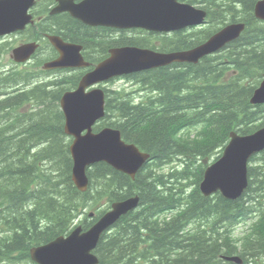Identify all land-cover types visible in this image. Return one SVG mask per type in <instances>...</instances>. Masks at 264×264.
<instances>
[{"label": "trees", "instance_id": "1", "mask_svg": "<svg viewBox=\"0 0 264 264\" xmlns=\"http://www.w3.org/2000/svg\"><path fill=\"white\" fill-rule=\"evenodd\" d=\"M187 1L204 5L212 23L208 30L170 35L132 30L116 38L112 29L91 28L69 14L49 16L55 0H40L34 12L44 16L42 31L83 44L94 64L112 47L184 51L227 23L245 22L247 28L222 54L198 64L127 76L145 91L138 101L125 90L105 89L106 116L94 130L116 128L125 141L150 154L135 180L101 162L88 170L86 192L73 182L60 100L77 88L83 71L60 70L72 77L27 86L19 94L14 90L17 95L0 104V264H35L33 247L70 234L80 215L88 230L114 202L133 196H139V208L102 236L95 251L100 264H234L223 257L236 254L244 264H264V152L251 158L249 186L241 198L205 197L199 188L204 161L220 157L232 130L249 135L264 127V105L250 103L264 78V22L254 14L259 0ZM33 76L19 73L0 84L12 87L16 80L19 86ZM29 102V112H12ZM169 165L168 174L161 171ZM191 185L195 188L187 194ZM88 210L97 216L90 219ZM242 224L248 229L239 239L235 230Z\"/></svg>", "mask_w": 264, "mask_h": 264}, {"label": "water", "instance_id": "2", "mask_svg": "<svg viewBox=\"0 0 264 264\" xmlns=\"http://www.w3.org/2000/svg\"><path fill=\"white\" fill-rule=\"evenodd\" d=\"M36 0H0V35L23 30L31 22L29 10ZM51 14L69 13L73 18L91 27L117 29L142 28L148 31L169 33L205 22L207 12L178 0H57ZM256 18L264 21V0L255 8ZM246 28L245 23H233L213 35L206 43L188 51L160 53L139 47L112 48L110 57L85 75L78 88L66 93L61 100L65 116V131L75 138L71 146L74 158L73 182L85 192L89 186L88 167L105 162L115 170L135 178L150 155L143 153L123 140L120 130L106 127L93 132L94 125L105 116L106 94L103 89L86 90L111 78L166 67L174 63H199L204 57L216 53L229 43L238 40ZM60 58L46 64L48 69L88 67L78 44L50 36ZM37 45L27 44L15 50L18 62L27 61ZM253 105L264 104V80L251 99ZM86 132V134H83ZM231 140L222 157L209 166L201 183L206 197L216 192L230 200L239 199L248 187V163L252 156L264 151V127L251 135L231 133ZM139 196L125 202H115L89 230L79 226L68 237H59L51 243L31 249V259L37 264H100L94 253L103 234L121 217L134 211ZM92 216V215H91ZM229 261L241 264L240 257Z\"/></svg>", "mask_w": 264, "mask_h": 264}, {"label": "rangeland", "instance_id": "3", "mask_svg": "<svg viewBox=\"0 0 264 264\" xmlns=\"http://www.w3.org/2000/svg\"><path fill=\"white\" fill-rule=\"evenodd\" d=\"M197 6H203V4H196ZM239 11H240V8H239ZM240 13V12H239ZM241 14V13H240ZM239 14V15H240ZM206 28V30H208V28H209V25L207 24V25H205V26H203V27H199L198 29H200V28ZM135 36H138V35H135ZM5 71H4V69H0V79H2V78H8V80H11V79H14V78H16V75H14V74H12V73H9V72H7V73H4ZM4 73V74H3ZM65 73H57V74H55L56 76H59V75H64ZM67 77L68 78V75H64V77ZM64 77H62V78H64ZM65 77V78H66ZM49 81H50V79H53L52 77H50V78H47ZM36 79H34V80H31V82H28V83H26V84H21V85H19V86H15V82H16V80L14 81L13 80V86L15 87V88H13V90H15V89H20V90H26V88H27V86H32L34 83V81H35ZM67 81V80H66ZM108 88H110V89H113V90H117V89H120V90H123V89H125L127 92H134V91H136L135 93H133V96L134 97H141V96H143V95H145V93L144 92H138L137 91V89H138V86H136V85H134L132 82H130V81H128L127 79H116L115 81H113L111 84H108V85H106ZM22 87H26V88H22ZM22 88V89H21ZM29 106H32V105H29ZM177 164V163H176ZM173 166H171V165H169V166H166L165 168H164V170H161L162 172H164V173H168V172H170L172 169ZM195 188V186L194 185H191L190 186V190H186L187 191V194H190L191 193V190L192 189H194ZM90 208V207H89ZM89 208H87V209H89ZM107 207H103V209H106ZM91 211V210H90ZM89 210L87 211V212H90ZM80 217H82V218H80ZM85 215L83 216V215H80L79 216V218L77 219V221H76V223L75 224H77L78 222H79V220H84L85 219ZM244 230H246L245 229V227H239L238 228V230H237V235H235V237L237 236H241V235H239L240 233H242ZM9 264V263H8Z\"/></svg>", "mask_w": 264, "mask_h": 264}, {"label": "bare ground", "instance_id": "4", "mask_svg": "<svg viewBox=\"0 0 264 264\" xmlns=\"http://www.w3.org/2000/svg\"><path fill=\"white\" fill-rule=\"evenodd\" d=\"M209 25V26H212V23H211V21H210V23H209V20H207L206 21V23H205V25ZM70 77H72V75H68V78H70ZM262 83H263V80H261V82L258 84V86H257V88H259L261 85H262ZM23 89L24 88H26V87H22ZM21 88V89H22ZM28 88H30V86H28ZM15 90H19L20 91V89H15ZM0 93H1V91H0ZM14 96H10V98H12V97H15L16 95H17V93L15 92V94H13ZM252 99V98H251ZM251 99H250V103H251ZM29 105H32V104H30V102L28 103ZM252 105V104H251ZM32 107V106H31ZM18 109V108H17ZM17 109H15L14 111H12V112H16V110ZM3 110V109H2ZM2 110H0V111H2ZM0 116L2 117L3 116V113L2 112H0ZM2 119V118H1ZM1 124V123H0ZM258 125H260L259 123H257ZM194 130V129H193ZM64 132H65V135L69 138V140H70V145H69V148L74 144V138L72 137V136H70V135H68L67 133H66V131H65V124H64ZM232 132H237L236 130H232L231 131V133ZM230 133V134H231ZM238 133V132H237ZM240 134V133H239ZM63 142V141H62ZM70 154H71V158H72V161H73V169H72V176H73V170H74V166H75V163H74V158H73V156H72V153H71V151H70ZM150 158H151V156H150ZM149 158V159H150ZM144 167V165L140 168V170L142 169ZM165 174H168V173H165ZM87 175H88V171H87ZM131 177V176H130ZM132 178V177H131ZM133 180H135L136 179V177L135 178H132ZM250 180V179H249ZM200 188V191H201V187H199ZM201 193H202V191H201ZM203 194V193H202ZM131 198V197H130ZM129 199V198H128ZM128 199H125V200H121V201H116V202H125V201H127ZM80 215V214H79ZM79 218V216L77 217V219ZM77 219L75 220V222H74V224L73 225H75V223H76V221H77ZM236 238H239V239H243L244 237L243 236H236ZM12 264V263H11ZM26 264V263H25ZM29 264V263H28Z\"/></svg>", "mask_w": 264, "mask_h": 264}, {"label": "flooded vegetation", "instance_id": "5", "mask_svg": "<svg viewBox=\"0 0 264 264\" xmlns=\"http://www.w3.org/2000/svg\"><path fill=\"white\" fill-rule=\"evenodd\" d=\"M4 71H5L4 73L9 72V71H6V70H4ZM12 87H5L4 85H1V87H0V91H1L0 97L8 99V98H10V96H14L13 94H15V91L13 90L14 87L13 88Z\"/></svg>", "mask_w": 264, "mask_h": 264}]
</instances>
